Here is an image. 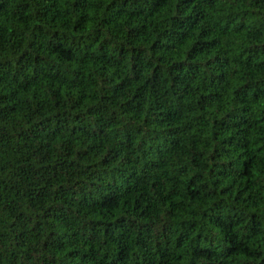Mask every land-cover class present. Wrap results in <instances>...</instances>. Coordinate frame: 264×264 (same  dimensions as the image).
I'll list each match as a JSON object with an SVG mask.
<instances>
[{
	"label": "trees",
	"instance_id": "obj_1",
	"mask_svg": "<svg viewBox=\"0 0 264 264\" xmlns=\"http://www.w3.org/2000/svg\"><path fill=\"white\" fill-rule=\"evenodd\" d=\"M0 264H264V0H0Z\"/></svg>",
	"mask_w": 264,
	"mask_h": 264
}]
</instances>
